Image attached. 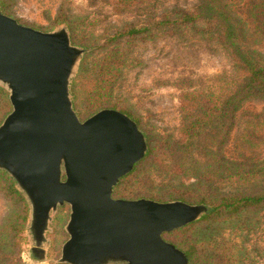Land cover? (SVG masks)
<instances>
[{"label": "rangeland", "instance_id": "rangeland-1", "mask_svg": "<svg viewBox=\"0 0 264 264\" xmlns=\"http://www.w3.org/2000/svg\"><path fill=\"white\" fill-rule=\"evenodd\" d=\"M251 1L229 0L246 20ZM198 4L199 0H0V10L24 25L42 31L66 26L72 43L85 49L70 83L73 106L82 121L113 108L140 121V129L152 135L153 153L148 157L146 153L121 178L114 187L115 198L165 202L183 196L185 202L210 208L199 202L206 195L199 183L201 175L221 191L244 186L213 174L215 160L208 149L212 138L201 139L189 149L176 143L181 139L182 91L212 87L218 92V80L235 73L218 23L185 14H194ZM0 87L7 94L5 100L0 98L2 118L13 107L9 89ZM263 112L264 97L244 103L224 145L228 158L256 166L264 161V124H259ZM247 128L253 130L252 139L246 136ZM208 131L215 136L216 126ZM10 177L12 183L0 177V264H69L59 259L69 239L70 204L52 212L46 256L40 259L31 250L29 201ZM262 178L253 182L263 184ZM22 211L27 212V219L18 231ZM207 214L163 237L184 252L193 248L201 262L264 264V207L204 218Z\"/></svg>", "mask_w": 264, "mask_h": 264}, {"label": "water", "instance_id": "water-1", "mask_svg": "<svg viewBox=\"0 0 264 264\" xmlns=\"http://www.w3.org/2000/svg\"><path fill=\"white\" fill-rule=\"evenodd\" d=\"M85 49L61 26L42 31L0 10V84L12 111L0 124V169L30 204L32 253L44 259L52 212L70 204L69 239L59 262L190 264L163 234L198 220L208 205L113 196L148 151L128 114L105 108L82 121L70 91Z\"/></svg>", "mask_w": 264, "mask_h": 264}, {"label": "trees", "instance_id": "trees-1", "mask_svg": "<svg viewBox=\"0 0 264 264\" xmlns=\"http://www.w3.org/2000/svg\"><path fill=\"white\" fill-rule=\"evenodd\" d=\"M185 14L193 19L214 20L218 23L222 43L229 51L235 70L232 75L229 73L218 80V92L209 87L184 90L180 95L181 139L176 143L179 147L189 149L201 139L212 138L213 144L208 149L215 160L212 166L213 174L220 180L242 185L244 183L240 188L221 191L219 188H213V182L205 180L206 177L201 175L199 183L206 191V195L199 202L210 205L209 212L204 218L231 216L245 209L263 208L264 183L257 185L253 181L258 177H263L264 181V161L256 166L253 162L230 159L225 154L224 145L234 130L238 113L244 103L250 99L264 97V0H253L249 3L247 20L232 9L229 0H199L195 13ZM99 87L101 85L94 91H98ZM94 95H97V92H94ZM1 97L5 100L7 94L0 87ZM5 114H8V111ZM5 116L0 117V124ZM136 121L140 125V121ZM259 121V124H264V112ZM212 125L216 126L215 136L208 131ZM144 133L149 145L146 154L148 157L153 153L154 146L152 135ZM245 133L250 139L253 138L251 128H247ZM0 177L12 183L7 171L0 169ZM177 199L187 200L183 196ZM23 203L26 205L24 200ZM26 219L27 212L22 211L18 216V231L24 226ZM189 225L192 223L184 227ZM186 253L191 264H210L207 259L202 262L199 261L200 257L196 259L193 248L186 249Z\"/></svg>", "mask_w": 264, "mask_h": 264}]
</instances>
